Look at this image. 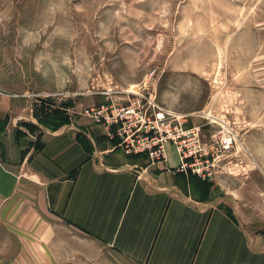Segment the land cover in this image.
<instances>
[{
    "label": "rangeland",
    "instance_id": "1",
    "mask_svg": "<svg viewBox=\"0 0 264 264\" xmlns=\"http://www.w3.org/2000/svg\"><path fill=\"white\" fill-rule=\"evenodd\" d=\"M127 89L200 126L213 175L263 171L264 0H0L6 108L107 132Z\"/></svg>",
    "mask_w": 264,
    "mask_h": 264
},
{
    "label": "crops",
    "instance_id": "2",
    "mask_svg": "<svg viewBox=\"0 0 264 264\" xmlns=\"http://www.w3.org/2000/svg\"><path fill=\"white\" fill-rule=\"evenodd\" d=\"M12 110L1 97L0 264H264V170L204 178L173 144L153 163L99 125Z\"/></svg>",
    "mask_w": 264,
    "mask_h": 264
},
{
    "label": "built area",
    "instance_id": "3",
    "mask_svg": "<svg viewBox=\"0 0 264 264\" xmlns=\"http://www.w3.org/2000/svg\"><path fill=\"white\" fill-rule=\"evenodd\" d=\"M126 92L135 96L129 104L115 107L111 115L105 107L97 114L106 115L109 134L120 138L127 154H145L153 163L167 161L168 145L173 144L180 156L181 171L204 178L212 174L215 164L207 158L208 147L201 139L200 126L184 125L186 114L162 106L153 94L146 96L132 89ZM222 138V147L231 148L234 137L226 132Z\"/></svg>",
    "mask_w": 264,
    "mask_h": 264
},
{
    "label": "trees",
    "instance_id": "4",
    "mask_svg": "<svg viewBox=\"0 0 264 264\" xmlns=\"http://www.w3.org/2000/svg\"><path fill=\"white\" fill-rule=\"evenodd\" d=\"M61 113H54L53 115H50V113H48L47 115H42L40 117V123H42L45 126L51 127L53 129H58L61 126H63L64 124H68L70 122L66 121V118L63 117V115H60ZM9 122L8 117L4 120H0V139H1V133L4 132L6 130L7 124ZM25 125H27L28 127H30L31 130H35L37 129V127L31 123V122H25ZM18 136L22 134V132L20 130H18L17 132ZM1 142V141H0ZM132 156L138 157V156H142L141 154H133Z\"/></svg>",
    "mask_w": 264,
    "mask_h": 264
},
{
    "label": "bare ground",
    "instance_id": "5",
    "mask_svg": "<svg viewBox=\"0 0 264 264\" xmlns=\"http://www.w3.org/2000/svg\"><path fill=\"white\" fill-rule=\"evenodd\" d=\"M207 115V114H206Z\"/></svg>",
    "mask_w": 264,
    "mask_h": 264
}]
</instances>
